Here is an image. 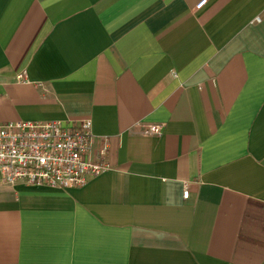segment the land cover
I'll return each instance as SVG.
<instances>
[{
  "label": "crops",
  "instance_id": "crops-1",
  "mask_svg": "<svg viewBox=\"0 0 264 264\" xmlns=\"http://www.w3.org/2000/svg\"><path fill=\"white\" fill-rule=\"evenodd\" d=\"M200 1L0 0V121L112 165L0 183V264H264V0Z\"/></svg>",
  "mask_w": 264,
  "mask_h": 264
},
{
  "label": "built area",
  "instance_id": "built-area-1",
  "mask_svg": "<svg viewBox=\"0 0 264 264\" xmlns=\"http://www.w3.org/2000/svg\"><path fill=\"white\" fill-rule=\"evenodd\" d=\"M207 0H201V8ZM147 135H163L159 124L148 125ZM91 118L74 125L61 120L0 121V183L23 181L31 185L72 188L112 168L107 160L108 143L103 141L93 156ZM184 197L189 196L186 186Z\"/></svg>",
  "mask_w": 264,
  "mask_h": 264
}]
</instances>
